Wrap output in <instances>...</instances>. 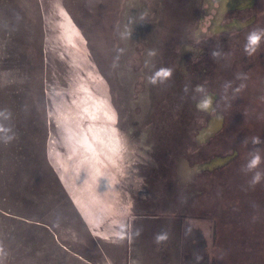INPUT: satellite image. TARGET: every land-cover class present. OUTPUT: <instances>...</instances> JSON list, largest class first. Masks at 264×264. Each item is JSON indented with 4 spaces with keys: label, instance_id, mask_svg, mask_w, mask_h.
Listing matches in <instances>:
<instances>
[{
    "label": "rangeland",
    "instance_id": "1",
    "mask_svg": "<svg viewBox=\"0 0 264 264\" xmlns=\"http://www.w3.org/2000/svg\"><path fill=\"white\" fill-rule=\"evenodd\" d=\"M253 27L264 0H0V264H264Z\"/></svg>",
    "mask_w": 264,
    "mask_h": 264
},
{
    "label": "clouds",
    "instance_id": "2",
    "mask_svg": "<svg viewBox=\"0 0 264 264\" xmlns=\"http://www.w3.org/2000/svg\"><path fill=\"white\" fill-rule=\"evenodd\" d=\"M262 42H264V28L253 27L251 30H249L245 37V54L249 56L255 54L259 50ZM155 54L156 53L154 51L148 52L149 57L155 56ZM210 55L213 60H219L226 54H224L222 50L217 47L212 50ZM172 76L173 69L171 67L161 66L157 68L151 74V76L148 77V82L152 85L165 84L172 78ZM237 78L239 79L240 76L238 75ZM229 87H231V82H226L224 84L225 90H227ZM240 87L243 88L244 85L242 84ZM183 90L185 93H187L189 91V86L185 85ZM191 90L194 94L201 95V98L197 101V108L200 110H207L211 105V100L205 94V87L203 85H196ZM193 99H195V95L193 96ZM15 138V134L12 133V130L10 128L0 125V142L8 144L11 143ZM249 142L253 145V148L251 151H249L248 159L245 164L242 165L241 171L245 174H252L251 180L249 181V186L254 187L264 181V169L260 168V165L264 164V155H262V153H264V149L257 147L261 144H264V140H262L259 136H253L251 138H246L243 141L245 145H247ZM166 239L167 234L163 231L157 233L155 236V240L157 243L163 242ZM0 253H3L2 248H0Z\"/></svg>",
    "mask_w": 264,
    "mask_h": 264
},
{
    "label": "flooded vegetation",
    "instance_id": "3",
    "mask_svg": "<svg viewBox=\"0 0 264 264\" xmlns=\"http://www.w3.org/2000/svg\"><path fill=\"white\" fill-rule=\"evenodd\" d=\"M263 57H264V55H263ZM264 59V58H263ZM263 74H264V72H262ZM261 73V74H262ZM261 76V75H260ZM259 80H261V81H264V76H261L260 78H259ZM262 140H264V137L263 138H261ZM263 146V148L262 149H264V144L262 145ZM263 155H264V153H263ZM253 203H255L256 204V208H257V206L258 205H264V199L262 200V199H259V200H257L256 202L254 201V202H252V204ZM249 212V210L247 211V213ZM263 241H259V244H264V243H262Z\"/></svg>",
    "mask_w": 264,
    "mask_h": 264
},
{
    "label": "trees",
    "instance_id": "4",
    "mask_svg": "<svg viewBox=\"0 0 264 264\" xmlns=\"http://www.w3.org/2000/svg\"><path fill=\"white\" fill-rule=\"evenodd\" d=\"M262 254H264V252H262ZM262 257V256H261ZM264 257V256H263ZM262 261V260H261Z\"/></svg>",
    "mask_w": 264,
    "mask_h": 264
},
{
    "label": "bare ground",
    "instance_id": "5",
    "mask_svg": "<svg viewBox=\"0 0 264 264\" xmlns=\"http://www.w3.org/2000/svg\"><path fill=\"white\" fill-rule=\"evenodd\" d=\"M236 4V3H235ZM214 134V133H213Z\"/></svg>",
    "mask_w": 264,
    "mask_h": 264
}]
</instances>
